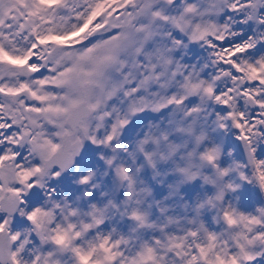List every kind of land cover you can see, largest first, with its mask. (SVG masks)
Returning <instances> with one entry per match:
<instances>
[{"label":"snow or ice","instance_id":"6c2138e0","mask_svg":"<svg viewBox=\"0 0 264 264\" xmlns=\"http://www.w3.org/2000/svg\"><path fill=\"white\" fill-rule=\"evenodd\" d=\"M0 264H264V0H0Z\"/></svg>","mask_w":264,"mask_h":264}]
</instances>
